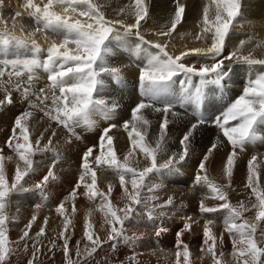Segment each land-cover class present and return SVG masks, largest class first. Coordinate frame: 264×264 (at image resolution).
<instances>
[{"label":"snow or ice","instance_id":"6c2138e0","mask_svg":"<svg viewBox=\"0 0 264 264\" xmlns=\"http://www.w3.org/2000/svg\"><path fill=\"white\" fill-rule=\"evenodd\" d=\"M173 3L170 19L153 33L165 38L162 40H149L145 36L148 30L144 26L151 19V0H128L117 10L118 18L114 19L107 18L105 5L100 0H25L23 9L35 22L34 30L26 35L15 34L17 27L24 32L25 26L16 23V18L23 14L21 11H15L11 30L6 24L0 30V92H3L0 107L13 104L14 93H19L28 105L15 118L7 140V148L18 159L11 177L5 162L13 157L5 156L0 148V264H10L12 256L21 250L29 251V241L33 250L27 264H36L42 247L39 238L46 235L48 218H44L43 226L33 238L30 232L37 220L34 214L21 236L13 241L9 229L15 219L10 215L11 198L14 194L38 192L42 203L36 204L35 208L39 209L48 200L47 190L51 183L59 179L55 167L62 154L52 146L57 133L51 130L43 145V132L34 139L30 127L33 110L43 112L49 121L65 129L69 144L73 139L82 138L77 129L93 131L101 120L109 122L101 131L98 146L87 147L81 156L78 179L68 197L55 209L63 219L58 239L62 241L65 264H87L105 243L94 231L93 213L89 209L83 226V239L87 243L81 250V242L77 241L73 257L70 248L72 217L77 211L75 201L79 195L92 202L99 201L96 211L102 213L103 223L108 228L106 239L112 242L113 251L119 243L135 248L137 242L144 238L145 233L129 227L133 222L139 223L141 215L154 225L156 237L168 232L163 218L175 207L174 197L170 195L160 202L158 193L164 185L154 181L178 171V166L193 151L196 133L209 123L215 126L217 135L198 163L192 186L199 185L207 190L199 201L202 217L224 213L223 232L217 236L213 230L216 220L205 218L200 250L211 254L212 264H230L224 260L223 251V237L227 233L232 244L233 264H264V188L260 186L259 165L255 163L258 155L264 154H253L247 162L245 187L250 189L249 199L255 198L251 207L244 201L233 204L229 197L239 155L249 145L264 143V135L261 134L264 130V58H256L253 55L255 49L247 54L242 52L244 46L252 41L251 36L225 54L230 36L245 22L243 0H205L198 23L200 31L195 35V39L203 41L205 46L186 48L179 54H173L169 51V41L178 25L182 24L187 7L183 0H173ZM5 7V0H0V19ZM37 33H45L44 38L49 41L46 49L35 39ZM130 37H134L136 42L128 51L134 61L141 63L111 64L110 58L128 44ZM262 44L264 42L257 43L256 48ZM189 55H196L197 61L188 63L186 58ZM240 65H246L249 70L242 92L209 120L202 110L205 104L210 103L207 92L213 89L209 86L222 93L226 91ZM132 66L139 72L140 98L131 108L130 118L118 125L112 121L117 118L122 103L115 97L104 95L105 78H110L117 85L122 84L124 69ZM255 66H260L261 70L253 77ZM41 72L46 74L47 84L36 90L35 82L40 79ZM186 105L193 107V121L179 140L180 149L169 153V126L181 115L176 109ZM149 112L162 114L154 137L149 136L152 124ZM117 127L127 132L131 144L123 160L117 156L115 137L111 134ZM224 145L230 147L223 165L227 183L220 184L210 177L208 162L214 151ZM46 152L53 154L46 174L26 187V178L35 175L40 166L35 157ZM137 152L142 160H137L136 166H132L129 157ZM164 156L167 158L161 160ZM101 168L110 170L118 178L123 206L113 203L114 185L109 183L106 191L98 186L97 169ZM208 199L218 203L209 206L205 203ZM68 201L72 203L71 213L66 208ZM253 209L254 215L246 217L245 213ZM184 219L182 229L176 233L175 264H190L192 255L182 236L191 231L197 221L192 217ZM56 247V240L51 241L49 250ZM126 259L130 264H138L135 251ZM108 264H125V261H109Z\"/></svg>","mask_w":264,"mask_h":264},{"label":"bare ground","instance_id":"6f19581e","mask_svg":"<svg viewBox=\"0 0 264 264\" xmlns=\"http://www.w3.org/2000/svg\"><path fill=\"white\" fill-rule=\"evenodd\" d=\"M24 2L25 0H5L6 7L3 9L2 19H0V30L5 27V24L10 30L12 29L15 11H21L23 13L21 17L16 18L17 25L23 24L25 26L23 33L20 32L17 27L15 34L26 35L27 32L34 30L35 22L27 16L26 12H24ZM100 2L105 5L104 11L107 18L114 19L118 18L117 10L128 3V0H100ZM183 2L187 5L184 20L181 25H178L177 30L173 33V36L169 41V51L173 54H179L180 51L185 50L186 48L205 46L203 41L195 39V35L200 31L198 23L202 15V7L205 0H183ZM243 4L245 8V22H243L242 25L236 29L235 34L230 36L228 48L225 54L230 52L234 47L239 46V42L241 40H248L249 36H251L252 41L244 46L242 52L247 54L249 50L255 49L253 55L256 58H264V44H262L261 47L256 48L257 43L264 42V0H243ZM173 10V0H151V19H149L144 26V28L148 30L145 31L146 39L154 41L165 39L159 38L153 33L159 30V27L170 19ZM129 22H132L131 18H129ZM44 37L45 33H37L35 39L43 48L46 49L49 41L45 40ZM135 42V38L130 37L128 44L122 46L116 52V55L110 58V63L115 66L132 64L133 62L141 63L139 60L134 61V58L131 57L130 52L128 51V48L131 45H134ZM197 59L198 57L196 55H189L186 58V61L188 63H194ZM260 70V66H255L252 69L253 77L255 73ZM239 74H241L244 78L248 77L249 70L246 65L238 66L231 79L235 80L237 84L244 87L246 80L241 82L237 78V75ZM138 75V69L135 66H132L124 69L125 80L122 84L117 85L110 78H105L106 91L104 92V95L108 97H115L122 103V107L118 111L117 118L112 121L113 123L122 125L125 119L130 118V110L140 98L139 93L134 92L135 79L138 78ZM5 79H7V77H5ZM46 84V74L41 72L40 79L35 82V88L38 90L40 87H45ZM210 88L213 89L212 91H209L207 98L210 103H207L205 107L206 112L213 113L221 108L225 98L232 92V90L227 88V91L222 93L219 90H215L212 86H210ZM2 98L3 92H0V99ZM7 108L8 110L14 112H16L15 110L17 108L20 109L19 112L22 113L28 108V105L27 102L20 98L19 93H14V103L0 107V148L3 149V154L5 156L13 157L11 161L5 162L6 171L9 177H11L14 175L18 159L15 157V154L7 148L8 133L10 134L11 132L10 130L4 129L9 120L5 114L8 116H18L20 113H1L2 110H7ZM33 111L34 115L30 120L32 135L35 133L33 132L35 126L41 127V125H46L48 123L53 126V128H57L56 124L49 121L48 118L44 116L43 112L39 110ZM148 115L149 119L152 121L149 129V136L154 137L158 131L162 114L149 112ZM191 121H193V116H191L188 112H184L181 113L180 117L176 118L174 123L169 126V153L180 149L179 140ZM36 122H38L37 125ZM108 123L109 122L101 120L98 127L93 131H86L83 128L77 129L82 137L80 140H76L71 144L66 142L67 144L65 147H59V145H57L58 147H55L56 150L62 154V158L55 167V172L59 179L51 183L49 189L47 190L48 200L43 203L42 207L39 209L35 208L36 204L42 203L38 192L33 191L19 193L12 196L10 215L15 219L12 223H10L9 229L10 238L13 241L17 240L21 236L22 230L34 214L37 216V220L33 222L30 232V235L33 238H35V233L39 231V228L43 226L44 218H48L46 235L39 238L42 247L40 254H38L36 264H65L61 248L62 241L58 239L59 231L63 227V219L57 214L55 209L61 201L68 197L78 179L81 156L86 151L87 147H91L93 145L98 146L95 141ZM13 124L14 122H9V126L11 125L12 127ZM4 134L7 136H4ZM111 134L115 137L114 144L117 156L123 160L124 155H126L131 149L127 132L124 131L122 127H117L112 130ZM216 135L217 129L214 125H205L200 128L195 136L193 151L186 161L178 166V171L157 178L154 181L156 183L162 182L164 185L158 193L161 197L160 202L166 200L170 195L174 197L175 207L163 218L164 225L169 229V231L162 234L160 237H156L154 234V225L151 222H148L146 218L141 215L138 218L140 221L139 223L133 222L129 225L132 230L146 234L142 240L137 242L135 248L131 245L119 243L116 246V250L113 251L112 242H109L106 239L108 228L103 223L102 213L96 211V204L99 201L92 202L83 195H79L75 201L77 211L72 217L73 228L71 229L72 238L70 241V248L72 249L73 257L75 258L76 242H81V250L84 249V245L87 243V241L83 239V226L85 215L88 210L91 209L93 213L91 220L94 223V231L105 240V243L100 249H98L97 253H95L93 257L88 260L87 264H108L109 261H125V264H130L126 258L130 256L133 251L137 253L138 264H175L176 233L182 229L183 224L185 223V217H192L194 221H197L193 224L191 231L185 232L182 236L183 242L189 245L192 253L190 257V264H212L211 254H205L200 250L203 240V223L205 218L215 219L216 224L214 225L213 230L216 235L219 236V234L223 232L222 219L224 213L219 212L205 214L202 217L199 213V201L202 198V194L206 193L207 190L199 185L193 187L192 184L196 174V169H194L193 166H198L203 154L206 152L207 148L210 147V144ZM46 141L47 140L45 139L42 140L41 144L43 145ZM252 148L253 147H251V145L247 146L243 152L244 155L242 158L237 160V166L234 170L231 181V189L229 190V197L233 204L244 201L248 207H251V203L255 202L254 197L249 199L250 189L245 187L247 183V162L253 154H264V149L254 151ZM229 151L230 147L227 145L220 147L218 151H214L208 162L210 177L215 179L217 183L220 184L227 183V180L223 175V165ZM166 158V156L161 157V160ZM35 159L40 162V166L37 168V173L35 175L31 178H26L28 179L26 187L30 186L34 181L39 180L44 174H46L48 167L52 163L53 154L51 152L38 154ZM137 160H142L138 152L137 154L129 157V161L132 166H136ZM255 163L259 165L258 171L260 175V172H264V156L258 155V159ZM97 176L98 186L101 189L106 191L109 183L114 185L112 193L113 203L123 206V201L120 200L121 189L119 187L118 178L115 174L110 170L101 168L97 169ZM260 186L264 188V174L260 177ZM80 191L82 192L83 190L81 189ZM205 203L212 206L218 202L208 199ZM66 208L68 209V212L71 213V201L66 203ZM17 209H19V211H17ZM254 212V209L246 212L245 216L252 217ZM53 240H56L57 247L52 248L50 251L51 241ZM223 241V251L225 253L224 260L233 264L231 256L232 244L227 233L224 234ZM32 250L31 241H29V251L24 252L21 250L18 254L12 256L10 264H27L28 259L31 258Z\"/></svg>","mask_w":264,"mask_h":264},{"label":"rangeland","instance_id":"374dc122","mask_svg":"<svg viewBox=\"0 0 264 264\" xmlns=\"http://www.w3.org/2000/svg\"><path fill=\"white\" fill-rule=\"evenodd\" d=\"M12 107H15V106H12ZM16 112H14V111H10V110H8V108H7V110L6 109H4V110H2V112L1 113H18L19 111H20V109H17L16 108V110H15ZM20 113V112H19ZM6 115V117H7V119H9L8 120V124L7 125H5V127H4V129H7V130H10V132H11V129H12V127H11V125L9 126V122L10 121H12V123L14 122V120H15V118L17 117V116H13V115H11V116H8L7 114H5ZM14 118V119H13ZM38 124V122H36V125ZM37 127V128H36ZM44 129H43V128ZM57 128H59V129H57ZM54 127L53 128V126H51V125H49L48 123L46 124V125H41V127L39 126H35V128L33 129V132H35L34 133V137L35 138H39V136H40V133L41 132H44V136H45V140H47V137L50 135V134H48V133H51V130H55L56 131V133H57V135L55 136V137H53V145H54V147H58L57 145H59V147H62V146H64L65 147V145L67 144L66 143V140H67V132H66V130L65 129H63L62 127ZM1 129H3V128H1ZM45 129H49V132H45ZM41 130V131H40ZM1 131V130H0ZM38 132V133H37ZM64 132H65V134H64ZM47 133V134H46ZM100 134H101V132H100ZM99 134V135H100ZM11 135V133L9 134L8 133V138H9V136ZM4 136H7L6 134H4ZM33 137V138H34ZM34 138V139H35ZM58 138V139H57ZM76 140L75 139H73V141H72V143H74ZM98 141H99V137H97V139H96V141L95 142H97V144H98ZM47 142V141H46ZM57 143V144H56ZM52 145V146H53ZM240 158H242L241 156H239V158H238V160L240 159ZM201 159V158H200ZM194 167V169H197V166L196 165H194L193 166ZM261 174V176L264 174V172H260ZM259 175V176H260ZM260 176V177H261Z\"/></svg>","mask_w":264,"mask_h":264}]
</instances>
